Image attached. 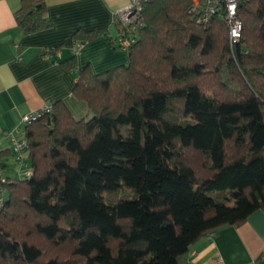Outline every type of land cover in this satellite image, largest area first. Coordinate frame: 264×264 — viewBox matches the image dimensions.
<instances>
[{
	"label": "trees",
	"instance_id": "obj_1",
	"mask_svg": "<svg viewBox=\"0 0 264 264\" xmlns=\"http://www.w3.org/2000/svg\"><path fill=\"white\" fill-rule=\"evenodd\" d=\"M190 5L145 2L126 64L62 61L88 114L59 100L26 125L31 173L1 181L0 264H179L264 209V0L239 3L234 44L221 15L200 24ZM16 19L24 33L52 24L43 0Z\"/></svg>",
	"mask_w": 264,
	"mask_h": 264
},
{
	"label": "crops",
	"instance_id": "obj_2",
	"mask_svg": "<svg viewBox=\"0 0 264 264\" xmlns=\"http://www.w3.org/2000/svg\"><path fill=\"white\" fill-rule=\"evenodd\" d=\"M43 1L51 26L24 33L16 19L22 0H0V167L6 179L30 175L29 164L13 152L14 138L25 135L24 114L59 100L77 118L88 114L73 95L77 68L62 62L73 56L77 30H107L81 46L78 66L98 73L129 61L113 43L119 33L113 15L131 0ZM179 264H264V209L199 238Z\"/></svg>",
	"mask_w": 264,
	"mask_h": 264
},
{
	"label": "built area",
	"instance_id": "obj_3",
	"mask_svg": "<svg viewBox=\"0 0 264 264\" xmlns=\"http://www.w3.org/2000/svg\"><path fill=\"white\" fill-rule=\"evenodd\" d=\"M151 0H131L130 3L116 11L113 15V23L117 26L122 34L119 41V48L127 51L130 45L135 41L132 34L134 28L143 23L141 11L143 4ZM245 0H191V5L188 12L193 15L195 21L200 24H208L212 18L219 14L221 15L228 28L231 43H237L241 39L243 23L237 15V10L240 2ZM83 44L76 43L73 46V51H79ZM53 110L52 103H47L39 108H36L24 114L22 121L24 125L31 124ZM29 151V141L25 135L20 138H14L13 152L15 159L25 166L28 165L27 157ZM31 172L28 171V174ZM5 178L2 175L0 167V208L4 205L5 190L1 186V181Z\"/></svg>",
	"mask_w": 264,
	"mask_h": 264
}]
</instances>
